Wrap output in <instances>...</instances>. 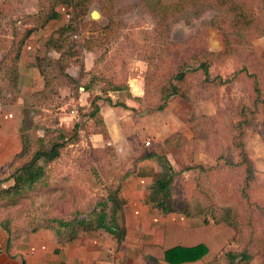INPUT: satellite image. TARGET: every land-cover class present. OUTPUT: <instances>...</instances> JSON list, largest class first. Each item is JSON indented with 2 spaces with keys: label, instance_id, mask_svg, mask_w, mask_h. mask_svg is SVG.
<instances>
[{
  "label": "rangeland",
  "instance_id": "rangeland-1",
  "mask_svg": "<svg viewBox=\"0 0 264 264\" xmlns=\"http://www.w3.org/2000/svg\"><path fill=\"white\" fill-rule=\"evenodd\" d=\"M249 1L263 28L264 0ZM95 4L93 2L91 8L98 11L101 19L79 25L72 31V35L76 33L79 38L71 35V40L78 46L85 32L92 37L98 33L97 38L106 34L102 37L103 44L92 49L95 70L106 80L114 78L113 81L126 85L128 73L145 75L146 79L138 82L144 88L140 106L121 120L128 139L133 142L141 126L152 119L157 121L156 128L165 134L161 141H152L149 135L142 138L150 142L151 152L168 156L172 164V169L167 172L171 173V180L165 202L173 210L167 211L156 205L158 220L167 225L172 222L166 220L170 219L166 214H181L185 229L187 222L190 230H198V238L206 245L207 253L191 264H226L221 256H217L220 250H247L251 252L248 264H264V34L247 35V43H232L233 51L222 55V35L211 25L214 15L211 9L171 22L164 42L154 30V18L146 10L139 11L136 0H114L116 8L124 7L126 10L115 17L120 21L112 33L102 30L106 18ZM47 5V0H0V55L13 50L24 30L46 12ZM55 8L69 14L70 7L64 4ZM38 11L41 14L36 15ZM52 22L49 20L45 26H50ZM201 52L218 55L210 59L207 80H203L204 75L195 60ZM80 56L76 59L78 63ZM179 68L188 70L180 86L184 97H172L165 108L155 110L158 90L172 81V75ZM75 73L77 81L68 87L57 88L55 83L60 80L55 79L45 96L31 95L25 99L27 107L21 110L19 131L30 137V150L38 145L34 141L36 136L57 141H62V136L70 137L72 125L78 122L67 118L70 110L74 109L80 115L77 108L82 107L80 112L88 109L94 89L105 86L99 79L93 89L82 93L78 86L82 87L86 81L85 72ZM252 74L259 89L260 98L257 101ZM1 83L3 85L0 82V86ZM42 105L46 108L43 109ZM143 108L146 111L142 114L140 111ZM60 120L64 121L62 126L58 125ZM65 120H68V125ZM82 120L80 128L84 132H77L76 140L61 146L58 156L73 158L66 164L78 166L79 172L72 180H78L83 187H79L78 192L62 193L60 202H55L54 197L59 194L49 192L50 187L63 181L67 183L69 176L64 175V180L62 178L59 182V178L53 175L55 170L51 161L45 167V186L37 184L27 197L15 205L0 207V220L6 222L9 228L59 229L62 226L57 220H70L77 215L84 218L92 206L106 197L103 191L106 185L105 188L100 186L104 182L97 175L93 159L116 156L114 147L99 149L85 143L84 137L93 126L91 121ZM241 152L246 161L240 157ZM29 157L25 155L21 158L24 161ZM108 167L104 168L107 174L110 172ZM90 178V184L97 190L85 186L84 181ZM110 184L114 186L115 183ZM71 198H77L78 209ZM225 208L235 213L236 229L223 221H215ZM197 210L200 212L196 213ZM171 230L174 233L173 228ZM150 237L158 238L155 235ZM121 241L116 248L119 255L115 257L114 264H165L160 255L161 248L149 244L148 248L142 247L141 242L135 240ZM172 242L165 240L163 247Z\"/></svg>",
  "mask_w": 264,
  "mask_h": 264
},
{
  "label": "crops",
  "instance_id": "crops-1",
  "mask_svg": "<svg viewBox=\"0 0 264 264\" xmlns=\"http://www.w3.org/2000/svg\"><path fill=\"white\" fill-rule=\"evenodd\" d=\"M136 1L138 2V0ZM91 7L92 5L89 9ZM138 9L139 11H143L139 7ZM88 10L85 20L94 22L101 19L95 8ZM68 17L69 14L66 15L59 11L58 17L52 19L54 25L51 23L50 26L47 25L33 30L21 45L17 63L18 74L14 90L15 99L11 103L0 101V187H6L12 183L9 175L12 169L23 160L21 157L17 159L16 153L21 146L19 125L21 110L27 107L24 105L26 103L25 99L27 100L31 95L41 97L47 94V90H43L44 92H42L43 81L38 75L36 68L25 65V60L35 55L58 57L59 53L45 50L42 44L48 33L67 22ZM105 24L106 22L103 24L102 30H104ZM83 37L88 38L92 36H89L88 32H85L81 38ZM93 37H98V33ZM94 47L86 49L80 43L78 46H75L76 53L67 59L64 73L73 80L70 83L71 85L77 81L75 72H85L84 79L86 78V81L82 87L78 86V89H81L82 93L93 89V86L96 85L99 79L105 85L98 89L96 87L93 93V96H102L97 101L101 126L97 125L98 130L96 131H88L84 137V142L92 148L104 149L106 146L114 147L116 156H98V159H93V161L95 162L94 165L97 166V175L104 182L100 186L105 188L104 184L106 185V188L102 190L106 194L108 192H115L117 195L116 200L121 201V216L120 213L117 215L116 222L123 226L124 235L122 239L141 242L139 244L142 247L147 246L148 248L150 245L161 248V257L164 249L170 246L176 244L190 246L199 243L201 239L198 238V230H190L189 223L187 222L186 229L183 227L185 224L183 215L166 214L170 217V219L167 218L166 220L172 222L167 224V229V225L158 220L156 215L157 210L154 208L155 205L148 201V197L153 191L155 180L172 169L168 156H160L157 153L151 152L150 142L146 146L144 145L145 140L142 139L147 135L151 137L152 141H161L165 138L164 132L156 128L157 121L155 119L151 121L148 118L151 122H147L141 126L134 142L132 139H128L126 131L123 128L124 123L121 119L127 118V113H131V110H135L140 106L143 99V84L140 85L138 82H141V79L145 80V75L128 73L126 85L113 81L114 78L106 80L103 76H98L92 53ZM81 54H84V56L81 57ZM79 56L80 60L78 63L76 59ZM68 69H71V71ZM56 85L57 88L69 86L64 82L60 84L56 83ZM11 94L13 95L11 89H0V95H4L6 98H10ZM105 97L109 98V100L104 99ZM73 100L75 99L73 98ZM90 100L88 101V106ZM42 108L45 109L46 106L42 105ZM79 108L77 110L82 109V107L81 109ZM145 111V108H143L140 113L143 114ZM67 118L78 120L79 127L77 132H84L80 128L83 117L79 114L72 116L69 112V117ZM65 121L66 125H68V120ZM63 122L60 120L58 125L63 124ZM92 126V129H96L94 128L96 126L93 124ZM101 128L104 134L101 132ZM72 159L57 156L52 161L55 170L53 175L59 178V182L65 177L64 175L69 176V183L63 181L64 183L61 182L58 185L50 187L49 192L59 194V196L54 197L56 199L54 200L55 202H60L59 198L62 193L68 191L78 192L79 187H83L82 184H79L78 180H72L76 179V173L79 172L78 166H74L73 163L66 164L67 160L70 162ZM105 167L109 168V174L104 170ZM84 182L87 189H98L90 184L91 178L89 180L86 179ZM111 182L115 183L114 186L110 184ZM71 200L73 199L71 198ZM73 204L78 209L79 203L77 198L73 200ZM158 212L160 211L158 210ZM85 215L84 218H87ZM80 218L82 217L78 215L75 217V219ZM86 225L89 227V223H86ZM172 228L174 233H172ZM154 235L158 238L154 239L150 237ZM165 240L173 242L163 247ZM142 242L145 244H142ZM118 244L119 242L117 243L103 229L78 230L69 235L63 227L59 229L37 227L29 230L9 228L6 230L0 224V264H107L110 253H113L115 257L119 255V251H116V248L118 249L119 246Z\"/></svg>",
  "mask_w": 264,
  "mask_h": 264
},
{
  "label": "trees",
  "instance_id": "trees-1",
  "mask_svg": "<svg viewBox=\"0 0 264 264\" xmlns=\"http://www.w3.org/2000/svg\"><path fill=\"white\" fill-rule=\"evenodd\" d=\"M48 5L46 12H44L37 22L32 26L24 30L21 36L16 41L13 50L0 55V82H3V86L0 89H11L13 95L6 98L4 95H0V101L4 103H11L15 99L14 90L17 82V63L20 55V48L24 40L37 28H42L47 24L49 20L56 19L58 17V10L55 6L64 4L70 7L68 21L51 30L46 36L43 42L45 50H52L59 53L58 57L53 58L50 56H38L35 55L30 59L25 60V65H30L36 68L38 75L43 81V90L52 84V80L59 79L56 83H65L70 85L73 80L64 73L67 59L76 53L74 43L71 40L72 31L77 29L79 25L88 24L89 21L85 20L87 10L90 5L95 2L100 13L106 18V24L104 30L112 33L115 26L120 20H116L115 17H119L126 10V8H116L114 0H47ZM137 6L141 10L148 11L155 20L154 30L156 31L159 39L166 42L168 37V28L171 22L178 18H187L189 14L198 15L205 9H211L214 12L211 20V25L221 32L224 50L222 55H229L232 51V43L244 44L247 43V35L249 37L264 34V27L261 26V21L255 13V9L249 0H173L170 2H164L162 0H138ZM41 14L40 11L36 13ZM73 23V25H70ZM114 27V28H113ZM106 34L103 33V36ZM88 37L82 38L81 46L89 49L94 46H101L103 44L102 37ZM235 41H233V38ZM218 56L208 52H201V54L195 57L197 62V68L202 71L204 75L203 80H207L208 77V65L212 57ZM192 70V69H191ZM52 71L54 73L52 74ZM188 70L179 68L172 75L171 80L162 85L158 90V96L154 109L162 110L169 99L172 97H184L180 86L185 81V74ZM253 76V91L255 93V101L259 97V89L257 87L256 77ZM5 81H4V79ZM62 79V80H61ZM55 83V84H56ZM102 96H92L88 109L79 113L81 117L90 120L94 126H101V117L99 116V106L97 101ZM104 99L109 100L105 97ZM81 109V107L79 108ZM79 127V123L72 125V134L70 137L62 136V141H57L54 138L45 139L44 136H36L34 141L38 145L30 150V137L21 132V146L16 153V157H23L25 155L30 156L28 159L19 162L11 171L9 177L12 183L6 187H0V207H6L8 205H15L20 199L28 196L29 191L35 189L38 185L45 184V167L53 161L59 155V149L61 146L67 143H71L76 140V133ZM91 129V131H96ZM101 132L103 129L101 128ZM104 134V132H103ZM246 161L245 156L241 152V156ZM241 163V162H240ZM249 164H247L248 167ZM248 171V168H247ZM166 176V177H165ZM171 180V173L162 174L155 180L153 191L148 197V201L153 205L159 206L161 209L170 211L165 199L169 196V182ZM44 185V186H45ZM115 192H108L105 198L98 201L92 210L88 213L87 218L70 219L67 221L57 220L70 235L78 230L87 229H103L109 233L117 243L121 242L124 235L122 224L116 222L117 215L121 212V201L116 200ZM184 212V211H182ZM197 210L196 213H199ZM121 216V213H120ZM220 220L227 223L229 226L238 227L235 221V213L230 208L223 209L222 214L215 218V221ZM86 223H89L86 225ZM1 226L8 230L9 227L6 222L0 220ZM207 253V247L204 243L199 242L190 246L176 244L164 249L162 254V261L165 264H191L199 261ZM217 256H221L226 264H248L251 260V252L247 250H220ZM212 264V263H206Z\"/></svg>",
  "mask_w": 264,
  "mask_h": 264
},
{
  "label": "built area",
  "instance_id": "built-area-1",
  "mask_svg": "<svg viewBox=\"0 0 264 264\" xmlns=\"http://www.w3.org/2000/svg\"><path fill=\"white\" fill-rule=\"evenodd\" d=\"M70 25H73V23H71ZM73 38H76L77 37V34L74 33L72 35ZM70 114H72V116H74L76 113L74 111V109H71L70 110ZM148 142L145 141L144 144H147ZM114 261H115V255L113 253H110L109 256H108V259H107V264H114Z\"/></svg>",
  "mask_w": 264,
  "mask_h": 264
}]
</instances>
